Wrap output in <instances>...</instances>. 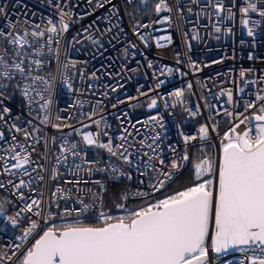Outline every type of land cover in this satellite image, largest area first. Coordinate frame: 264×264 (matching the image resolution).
I'll return each mask as SVG.
<instances>
[{
  "label": "built area",
  "instance_id": "built-area-1",
  "mask_svg": "<svg viewBox=\"0 0 264 264\" xmlns=\"http://www.w3.org/2000/svg\"><path fill=\"white\" fill-rule=\"evenodd\" d=\"M150 2L151 0H146V2L145 0H131L130 3L127 0H111L110 4L106 3L105 8L95 9L88 5L86 0H0V6H6L7 19L15 22L17 29L21 32L45 30L49 19L58 21V9L54 7L57 4L65 6V11H70L72 14L71 19L68 20V31L61 32L59 36L53 34V43L47 44L48 34L38 39L29 36V40L32 41V46L27 49V53L31 54L29 59H39L42 62V67L34 69L32 75L43 76L47 81V84L39 81L35 84L36 90L44 95L45 101H40L39 97H36L29 107V101L18 90H10L11 99L6 101L12 108L13 115L21 116V119L15 123L28 128L35 137L25 141L24 133L21 132L16 133L17 140L21 144L34 146L32 159L36 161V164L43 165V169H37L31 177H23L26 181H33L29 187L23 189L28 198L26 201L21 202L18 197L13 196L15 189L11 186L0 189V202L7 201L4 211L7 217L9 214L15 215L16 211L23 207L24 203H30L31 199L43 201L41 208L45 211L42 215L47 218L50 212L54 217L50 220V224L55 225L75 221V213L64 216L63 219L61 217L65 209L71 210L80 206L78 202H74L78 196L84 197L90 205L89 213L80 217L85 223H97L99 208H103L112 216H125L141 207L156 204L159 200L177 194L158 196L186 168L188 161L181 160L185 151L189 155L191 146L201 145L202 147L196 160L190 165L194 180L193 166L199 159L208 157L213 161H218L222 138L232 124L238 122L237 116L243 119L244 115L250 116L257 111L255 108L246 111L244 105L247 102L257 103L256 94L264 88V85L242 81L239 72L241 69L252 68L255 72L250 74L246 80H264V33L257 30L255 48L247 45L241 47L239 41L250 38L246 36V29L242 27V18L239 13L233 20L223 19L220 23L222 31L218 34L215 33L208 20H197L195 14L188 13V7L193 8V13L200 11L199 6L190 5L189 0H166L172 11H162L159 16L155 12V6L153 9L149 8ZM158 2L159 0H156V3ZM200 3L203 4L204 0H200ZM224 3L226 6L230 5L231 0H224ZM236 3L239 5L240 0H236ZM180 6H183L182 13ZM90 11L93 14L87 15ZM97 17H103V19H97ZM251 18L259 19L255 15ZM165 19L170 22H158ZM37 24L40 25V29L35 28ZM117 24L124 29L120 40L108 43V36L112 33H107L103 38L106 51L104 56H100L99 50L91 46L84 34V29L92 25L89 31L99 36V32L95 31L97 27L100 29L113 27V32H116L115 25ZM137 24H151L150 28L138 29L142 34L149 36L150 47L145 48L139 38L133 34V28ZM205 24H208V27H204ZM7 28L4 17H0V29L7 30ZM228 28L232 29L233 35L227 34ZM193 35L199 38L192 39ZM166 36L170 37V41L162 39ZM74 37L82 42L79 44L72 42ZM56 40L59 41L58 44ZM157 40L164 46L157 47ZM129 41L137 47L134 50V56L125 60L123 49ZM37 49L41 50L39 55H36ZM5 50H7L6 59L9 62L16 59L12 55L11 46L0 39V52H5ZM129 51L133 50L129 49ZM249 51L257 57L256 60L247 59ZM93 52L96 53L95 58L92 56ZM177 60L182 63H177ZM218 60L222 63H213ZM73 61L76 62L74 68L71 67ZM84 61L89 62L84 63ZM149 61L153 63L154 68H147ZM191 64L195 67H190ZM165 67L172 68L173 72L160 75ZM130 69H137V71L132 72ZM92 72H96L100 78L98 80L89 79ZM157 76L165 83L159 90L154 91ZM19 79L17 77V80L12 83H17ZM65 80H70L72 90L63 83ZM23 83L28 84L31 81L24 80ZM119 84L123 87L118 92L110 91L112 86ZM189 84L192 85L191 89L188 88ZM89 85H95V87H89ZM241 87L244 89L243 92L240 91ZM179 90H183L184 95L177 99L172 93ZM106 91L109 93L107 97L104 96ZM229 91L233 95L232 103L227 100ZM141 92L148 93V95L141 96ZM129 97L138 98L129 100ZM151 98L158 100V107L147 111ZM118 100L125 102L113 108L112 105ZM47 101H50L49 106L47 109H42L40 104ZM197 106H199V112L193 116L192 113L196 112ZM229 111L233 113L232 117L227 115ZM124 112L129 113L126 119L130 120L131 124H136L138 120L148 121V118L153 115H158L163 120L164 127L162 129L157 127L162 136L163 156L167 161L177 160L182 166L173 173V179L167 181L159 191L154 190L147 182L148 177H142L135 169L122 165L117 157H110L106 150L87 147L82 141V135L89 131L94 134L99 132L101 140L106 141L108 138L104 136L106 131L108 136L113 138L114 145L119 144L120 141L115 138L121 134V121L116 117L118 115L122 117ZM241 113L244 115H240ZM45 114L48 115L46 124L41 123ZM89 115L92 116L91 119ZM96 120H101L99 128L94 123ZM28 121L31 123L29 124ZM84 125L89 127L85 128ZM203 125H207L210 129L208 138L204 140L198 138L185 144L181 133L199 136L198 130ZM125 126L131 127L130 124ZM213 126L216 127L214 132L211 131ZM136 127L145 132L150 130L152 125L149 121L148 124H136ZM0 128L6 136L12 135L2 122H0ZM243 129L244 125H241L238 131ZM136 139H141V136H136ZM72 143L78 144L77 151L80 152V157L74 159L69 152L65 163L66 153L62 149L70 148ZM170 146L174 147L175 151H172ZM31 151L32 149L29 148V152ZM83 160L96 161L91 166V172L88 171L89 166L82 163ZM74 163L81 164L79 170L71 167ZM109 165L121 169L126 174L131 172L132 179H127L126 175L121 176L119 172L112 173L110 167L106 172L96 171L97 168ZM39 176L43 177L42 181L38 179ZM207 178L209 177L205 176V179ZM8 179L7 175L0 176V181L6 182ZM76 180H80L81 183L79 185L67 183V181ZM85 180L88 181L87 184L83 183ZM141 180L145 183H140ZM195 182L197 181L194 180L193 184ZM119 184L128 188L127 193L121 197L127 196L130 203L127 204V199H125L123 200L124 208H119L118 205L122 202L120 197L119 202H115L108 208L105 203L107 190ZM53 193L56 195L54 196ZM129 193H142V195H128ZM61 194L71 199H60ZM93 194L98 196V200L94 199ZM53 201H56L59 207H56ZM137 201L142 203L133 205ZM7 217L4 220L0 219V255L11 256L13 245L20 243L22 249L30 248L42 233L37 230V233L27 240L20 241L17 237L22 235L29 220L24 219L22 213L20 225L13 228L7 222ZM31 219L40 220L42 227L48 226L43 224V220L39 217L31 216ZM250 254V252L233 249L227 254L214 256V253L209 250L208 260L209 264H241L242 261L246 264L247 256ZM10 264H16L15 257Z\"/></svg>",
  "mask_w": 264,
  "mask_h": 264
},
{
  "label": "snow or ice",
  "instance_id": "snow-or-ice-1",
  "mask_svg": "<svg viewBox=\"0 0 264 264\" xmlns=\"http://www.w3.org/2000/svg\"><path fill=\"white\" fill-rule=\"evenodd\" d=\"M86 2L95 9H102L105 8L106 3L110 4L111 0H95V2L86 0ZM127 2L130 3L131 0H127ZM189 4L199 6L200 11L193 13V8L188 7V13L195 14L197 20H208L215 33L218 34L222 31L221 21L225 18L233 20L239 13L242 18V27L246 29V36L250 38L248 40L241 39L239 41L241 47L247 45L250 48H255L257 46V30L264 33V0H240L239 5L236 0H231V4L227 6L224 0H204L203 4L200 3V0H189ZM54 7L58 9L59 20L49 19L48 27L45 30L29 33L18 30L16 23L7 19L6 6H0V17H4L5 23L8 25L7 30L0 29V39L11 46L12 55L16 57L15 60L9 62L6 59L7 50L0 52V122L6 125L9 132L12 133L10 137L6 136L3 129L0 128V142H3L0 143V176L7 175L9 177L6 182L0 181V189L11 186L15 189L12 195L18 197L21 202L28 199L23 189L29 187L33 182L32 180L26 181L23 177H31L37 169L42 170L43 165L36 164V161L32 159V152L35 151L34 146L21 144L17 140L16 133L21 132L24 133L25 141L35 137L28 128L15 123L21 119V116H14L12 108L6 101L11 99L10 90L20 91L22 96L29 101V107L36 97H39L40 101H45L44 95L36 90L35 84L38 81L47 84V81L43 76L32 75L34 69L42 67V62L39 59H29L31 54L27 53V49L32 46L29 36L38 39L48 34L47 44H51L53 43V34L59 36L61 32L68 31L71 12L65 11V6L60 4ZM162 11H172L166 0H159L155 5V12L158 16ZM180 11L183 12V6H180ZM92 14L91 11L87 13V15ZM252 15L259 19H252ZM97 19H103V17H97ZM158 22L170 21L165 19ZM91 27L92 25H89V28ZM115 27L117 28L116 32H113V27L107 29L97 27L95 31L99 32V36L90 32L89 28L84 29V34L91 46L99 50L100 56H104L106 51L103 38L107 33H112L111 36H108V43L120 40L124 29L120 28L118 24ZM150 27L151 24H137L133 28V34L139 38L145 48L151 46L149 36L142 34L138 29ZM204 27H208V24H205ZM35 28L40 29V25H35ZM227 34L233 35L231 28H228ZM198 38L197 35L192 37V39ZM162 39L170 41V37L167 36ZM55 42L59 43L58 40ZM72 42L79 44L82 41L74 37ZM156 44L157 47L164 46L159 43V40L156 41ZM136 47L134 43L128 42L123 49L125 60L134 56ZM129 49L133 51L130 52ZM40 52L41 50L37 49L36 55H39ZM92 56L95 58L96 53L93 52ZM247 59L251 61L256 60L257 57L249 51ZM88 62L84 61V63ZM177 63H182V61L177 60ZM213 63H222V61H213ZM75 66L76 62L73 61L71 67ZM190 67H195V65L191 64ZM147 68H154L151 61L147 63ZM130 71L135 72L137 69H130ZM165 72L172 73L173 69L165 67L161 70L160 75ZM254 72L255 69L252 68L241 69L239 75L242 81L264 85V80H246ZM108 75L111 78V74ZM17 77L20 79L13 84L12 81L17 80ZM99 78L96 72H92L89 76V79L92 80ZM24 80L31 81V83L24 84ZM63 83L72 90L70 80H65ZM164 83L165 81L157 76V83L153 90H159ZM89 87H95V85H89ZM122 87V84L112 86L110 91L118 92ZM191 87L192 85L189 84L188 88L191 89ZM243 90L241 87L240 91L243 92ZM108 95L109 93L106 91L104 96ZM140 95L144 96L148 93L141 92ZM172 95L178 99L184 95V92L179 90L173 92ZM137 98L129 97V100ZM255 99L257 103L247 102L244 107L246 111L253 108L257 111L250 116L241 113L240 115H244V118L239 119L237 116L238 122H234L229 131L224 134L218 161L204 157L194 164V180L197 182L191 187L159 200L156 204L141 207L125 216H112L103 208H99L95 224H86L80 219L90 211V205L82 196H78L74 201L78 202L80 206L71 210L65 209L61 217L63 219L64 216L75 213V221L62 225L50 224V220L54 217L50 212L47 214V218L42 215L45 211L41 208L43 201L31 199V202L24 203L15 215L9 214L7 222L13 228H17L21 223L22 213L24 219L29 220L22 235L17 237L20 241L27 240L36 234L37 230L42 234L35 239L30 248L22 249L20 243L13 245L11 256L0 255V264H6V262L10 264L13 257L16 259V264H209V250L219 256L227 254L230 249L250 252L246 264H264V88H261V91L256 94ZM227 100L229 103L233 102L231 91L227 94ZM124 102L118 100L112 106L116 108L117 104ZM98 103H102V101H98ZM49 104L50 101H47L40 104V107L47 109ZM148 107L149 109L158 107V100L151 98ZM197 112H199V106L192 115L195 116ZM227 115L232 117L233 113L229 111ZM128 116L129 113L124 112L122 117L120 115L116 117L121 121V134L115 138L120 141L119 144L114 145L113 138L109 137L106 131L104 132V136L108 137L106 141L101 140L99 132L94 134L91 131L82 135V141L87 147L106 150L110 157H117L122 165H127L129 169H135L142 177H148L147 182L154 190L159 191L167 181L173 179V173L182 165L175 159L167 161L163 156L162 136L157 130V127L160 129L164 127L160 116H150L148 121H136V124L151 122V129L145 132L137 128L136 124H131V121L126 119ZM91 118L92 116L89 115V119ZM101 120L94 121L98 128L101 125ZM10 121L13 122L10 123ZM47 122L48 115L45 114L41 123L46 124ZM28 123L30 124L31 121ZM126 124H130L131 127L125 126ZM241 125H244V129L238 131ZM84 127L89 126L84 125ZM35 131L38 132L39 129H35ZM198 131L199 136L181 133L185 144L198 138L201 140L208 138L210 129L207 125L201 126ZM211 131H216V127L213 126ZM138 135L141 136L139 140L136 139ZM170 147L172 151H175L174 147ZM29 148L32 149L31 152H29ZM77 149L78 144L76 143H72L70 148L62 149L66 153L65 163L68 160L67 153L69 152L74 159L80 157V152ZM181 160H189L187 151L181 156ZM82 163L87 164L88 171L91 172V166L96 161L83 160ZM71 167L79 170L81 164L74 163ZM109 167L112 173L119 172L121 176L126 175L127 179H132L131 172L126 174L113 165L97 168L96 171L106 172ZM165 169L168 170L165 171ZM205 176L209 178L205 179ZM38 179L42 181L43 177L39 176ZM67 183L79 185L81 181H67ZM83 183L87 184L88 181L85 180ZM140 183H145V181L141 180ZM132 194L142 195V193H129L128 195ZM53 195L55 196L56 193ZM93 196L98 200V196L95 194ZM59 198L71 199L63 194ZM125 199L127 196L121 197L122 202L118 205L119 208H124L123 200ZM6 203L7 201L0 202V215L4 213ZM52 203L59 207L56 201ZM29 214L41 218L43 224L48 226L42 227L40 220L31 219ZM241 264H245V262L242 261Z\"/></svg>",
  "mask_w": 264,
  "mask_h": 264
},
{
  "label": "trees",
  "instance_id": "trees-1",
  "mask_svg": "<svg viewBox=\"0 0 264 264\" xmlns=\"http://www.w3.org/2000/svg\"><path fill=\"white\" fill-rule=\"evenodd\" d=\"M156 4V0H151L149 4V8L153 9ZM142 16H146L145 14H142ZM201 145H193L189 149V160L186 168L183 170V172L178 176V178L173 181L172 183L168 184L164 190L158 195L163 196L167 194H174L178 193L180 191L185 190L187 187H191L194 180L191 173L190 165L192 162H194L199 155L201 151ZM122 187H124L122 184L119 185H113L108 188L107 193L105 195V203L107 204V207H111L114 205L115 202H119V198L121 197V190ZM142 203L141 201L135 202L133 205H139ZM86 224H95V223H86Z\"/></svg>",
  "mask_w": 264,
  "mask_h": 264
},
{
  "label": "water",
  "instance_id": "water-1",
  "mask_svg": "<svg viewBox=\"0 0 264 264\" xmlns=\"http://www.w3.org/2000/svg\"><path fill=\"white\" fill-rule=\"evenodd\" d=\"M153 109H155V108H152V109H149V107L147 108V111H151V110H153ZM127 204H129L130 203V201L127 199V202H126ZM6 215L3 213L2 215H0V219L1 220H4V219H6ZM231 250H233V249H230L229 251H231ZM221 255H223V254H221ZM214 256H217L215 253H214ZM220 256V255H219Z\"/></svg>",
  "mask_w": 264,
  "mask_h": 264
},
{
  "label": "rangeland",
  "instance_id": "rangeland-1",
  "mask_svg": "<svg viewBox=\"0 0 264 264\" xmlns=\"http://www.w3.org/2000/svg\"><path fill=\"white\" fill-rule=\"evenodd\" d=\"M127 190H128V188H126V187H122V190H121V195H124V194H126L127 193Z\"/></svg>",
  "mask_w": 264,
  "mask_h": 264
}]
</instances>
